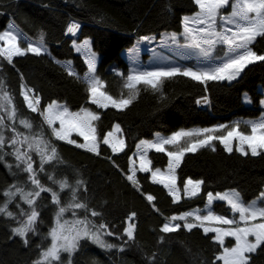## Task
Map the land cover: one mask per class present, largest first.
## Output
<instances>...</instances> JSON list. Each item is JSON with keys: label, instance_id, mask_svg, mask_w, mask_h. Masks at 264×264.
I'll return each mask as SVG.
<instances>
[{"label": "trees", "instance_id": "1", "mask_svg": "<svg viewBox=\"0 0 264 264\" xmlns=\"http://www.w3.org/2000/svg\"><path fill=\"white\" fill-rule=\"evenodd\" d=\"M195 11L193 0H0V31L13 19L30 36L39 38L42 35L50 49V53L43 52L40 56L29 53L15 57L13 64L0 59V81L14 97L17 116L30 119L35 133L42 132L43 136L50 137L57 147L61 162L45 165V173H40L41 181L57 186L47 179L48 173L61 176L59 179L66 177L72 184L82 180L84 187L78 193L79 198L89 209L100 213L92 220L107 224L108 230L114 233L108 236L109 242L116 245L112 249L101 248L91 240H81L69 264H213L219 253L218 245L212 239L214 233L206 235L200 228L188 231L181 225L178 231L166 234L160 230L166 218L203 207L208 192L235 188L248 201L264 189V155L242 156L235 150L228 153L219 142L215 151L206 147L187 153L177 169V185L181 190L182 181L189 177L204 181L196 197L182 194L178 202H173L162 184L152 182L150 173L137 172L138 186L127 180L129 157L137 142L153 137L156 131L170 133L180 127L260 115V101L264 98V62L249 65L232 82L209 81L207 89L184 76L164 80L160 91L141 85L138 99L120 111L91 104L86 84L68 75L66 67L54 58H71L76 72L83 77L87 65L83 56L75 51L72 41L90 36L94 49L100 53L97 73L105 82L106 91L119 98L122 93L127 95L123 84L129 62L124 51L141 35L159 34L163 30L180 31L183 16ZM72 21L80 25L75 35L66 31ZM252 48L264 55V37H258ZM22 82L40 96L41 109L57 99L65 101L72 109L89 106L96 110L100 116L96 128L101 140L115 123H119L125 150L113 153L101 143L100 154L96 155L55 140L42 117L24 104L20 95ZM245 91L250 95L249 104L243 97ZM202 96L208 98L205 105L197 103ZM8 138L9 133L6 145ZM4 151L11 152L12 149L6 146ZM149 157L153 168L167 164L165 153L150 150ZM16 163L11 155L0 161V205L6 199L4 190L13 184L24 185L27 180V174L16 168ZM7 165H12L11 169ZM38 166L39 162L34 167ZM146 194L153 195L155 200L150 203ZM213 207L218 212L230 213L225 202L214 201ZM37 208L40 216L36 231L28 233L27 245L12 232L17 219L0 214V264H33L41 248L49 242V227L56 209L50 193H41ZM9 210L19 214L16 200L9 205ZM133 212L136 215L132 223L136 227L134 239L129 240L124 229ZM232 243L233 240L226 241V245ZM65 257L63 254V262ZM216 264L222 262L216 261ZM251 264H264V250L252 255Z\"/></svg>", "mask_w": 264, "mask_h": 264}, {"label": "snow or ice", "instance_id": "2", "mask_svg": "<svg viewBox=\"0 0 264 264\" xmlns=\"http://www.w3.org/2000/svg\"><path fill=\"white\" fill-rule=\"evenodd\" d=\"M193 3L196 11L182 18L183 31L180 35L186 43L181 46L196 49L204 58L218 62L198 69L168 67L152 71L133 70L126 76L123 84V88L127 89V95L122 93L119 98H114L106 91L105 82L96 75V54L91 50L90 42L85 40L77 51L84 49L87 52L85 60L87 71L83 77H80L71 67V62H68L66 68L68 75L81 79L86 84V92L91 104L101 109L111 107L123 111L138 99L141 85L153 91H160L164 80L184 76L205 85L207 89L209 81L232 82L237 80L249 65L264 62V55L257 54L252 48L258 37H264V0H193ZM79 28L80 25L73 22L67 26L66 31L75 35ZM170 38L173 42H177L176 33H172ZM141 39L148 40L149 37L145 36ZM24 43L22 34L15 31L12 26H9L8 30L0 31V59L13 64L15 57H23L29 53L40 56L45 51L42 35L38 44L29 41L26 46H22ZM73 43L75 45V41ZM218 46L223 55L214 56ZM20 95L27 108L42 117L43 123L51 130L55 140L75 145L96 155L100 154L101 143L108 146L113 153L125 150L126 143L119 124L114 125L111 131L104 134L102 140L99 138L94 123L100 119L97 112L84 107L74 112L57 101H52L41 109L40 96L26 84H21ZM207 99L203 97L197 103L207 102ZM260 104L264 106V100H261ZM0 112L6 113V117L0 115V161H3L7 155L13 156L17 162L16 168L27 174V180L31 185L28 191L15 184L4 190L3 196L6 199L0 205V214L17 219V214L9 210V205L17 197L19 201L28 205V210H25L20 203H16L19 216L26 218L18 220L19 226L12 229L13 234L23 239L27 245L28 233L36 231L35 225L40 216L36 205L41 193H50L51 202L58 208L55 223L48 232L50 244L41 248L33 264H63L62 254L68 253L71 256L80 247V241L84 239L91 240L101 248L116 247L104 239V236L114 235L108 230V225L97 224L89 218L88 213L91 217H97L100 213L89 209L88 204L79 198L78 193L84 187L82 180H76L73 185L66 177L57 180L53 175L47 174V179L57 184L59 191L42 183L40 173H45V165L61 162L57 147L50 140H46L42 132L32 134L33 124L30 119L18 121L19 125L28 132H22L15 126L18 113L14 97L4 90L2 81H0ZM6 120L12 123L8 124ZM242 124L247 131L241 129ZM5 128L12 133L7 139V145L3 132ZM73 133L81 137L83 142L72 138ZM214 141H218L223 146V150L228 153L235 150L242 156L264 155V115L259 120L237 121L231 125L221 124L189 131L181 130L168 137L157 134L155 140H142L136 146L137 152L134 153L138 157L139 165L137 166L136 160L129 157L130 174L127 175V180L133 186H138L137 171L151 173L152 182L162 184L173 198V202H178L181 199V188L177 186V169L180 168L183 158L187 153H195L206 147H211L215 151ZM6 146L12 151L5 152ZM169 146L172 150H169ZM150 150L166 154V170L152 167V160L148 155ZM33 152L39 157L38 168L34 167ZM7 167L11 169L12 165ZM182 184L184 196L196 197L201 192L204 181L189 177L183 180ZM65 190L70 192V199L68 203L63 204L60 193ZM84 190L86 191V188ZM146 198L150 203L155 200L153 195H148ZM214 201L225 202L233 213V217L216 214L212 210ZM205 209L206 214H201L202 210H194L172 216L170 222L164 223L160 230L166 234L173 233L183 226L188 231L200 228L206 235L214 233L212 239L218 245L219 253L213 264H216V261L222 264H251L252 255L258 250H264V189L249 202L244 201L235 189L215 193V195L208 192ZM77 210H84L86 214L81 218L77 215ZM69 211L72 213V220L64 219V214ZM135 215L133 212L129 221ZM172 221H184V223L181 226ZM135 227V224L130 222L124 229L129 240L134 239ZM229 237L234 240L230 246L226 245V238Z\"/></svg>", "mask_w": 264, "mask_h": 264}, {"label": "rangeland", "instance_id": "3", "mask_svg": "<svg viewBox=\"0 0 264 264\" xmlns=\"http://www.w3.org/2000/svg\"><path fill=\"white\" fill-rule=\"evenodd\" d=\"M225 11H227V9ZM193 13L185 14L184 16H186V15H189L190 16ZM9 26H12L15 31H17V32H19V33L22 34V39H24V41H25V43L22 44V46H26V43L29 42V41L30 42H33V43H37V44L39 43V38L40 37L39 38H34V37L30 36L29 34H27L22 28H20L14 22L13 19H10L9 20V22L7 23V26L3 30H8L9 29ZM182 31H183V27H182V29L180 31H176V30H163L159 34H157V33H150V34H144V35H141V36L137 37L136 40H135V42H134V44L130 48L126 49V51H124V54L127 57L128 62H129V71H128V74L131 71H133V70H136V71H152V70H155L157 68H168V67H180V68L191 67L193 69H198V68H203V67H209V66H211V64L213 62H218V61H213V60H209V59L204 58L203 56H201L199 54L198 50H196V49H190V48L182 47L181 45H183V44L186 43V41L184 40L183 36L180 35L182 33ZM172 33H176L177 34V42H173L171 40L170 37H171V34ZM145 36L149 37V39L148 40L141 39L142 37H145ZM85 40H88L90 42L91 50L96 54V61H97V63H96V75H98V73H97V66H98V63L100 61V53L97 50L94 49V47L92 45L91 37L90 36H86V37H84L82 39L74 38L73 41H75V45H74L73 41H72V45H73L75 51L76 52H79L83 56V58L86 60V58H87V52L84 49H81L80 51H77V48L80 47V45H82V43ZM219 47L220 46H218L217 52L213 54L214 56H216L217 54L223 55V53L221 51H219ZM43 48L45 49L44 52L50 53L49 46L45 42V40H44V43H43ZM259 55H261V54H259ZM54 58L59 63H61L62 65H64L66 68L68 67V62H71V67L76 72V69H75L74 64H73V60L71 58H58V57H54ZM116 71L118 73L121 72L120 69H116ZM22 84H25V83L22 82ZM4 90H5V88H4ZM203 97H206V96H202L201 98H198V101L202 100ZM243 97H244L245 102L247 104H249L250 103V95H249V93L247 91L244 92ZM114 98H116V97H114ZM262 100H264V98ZM53 101H57L60 104L66 105L71 111H74V112L75 111H79L82 107L89 108L92 111L97 112L96 110L90 108L89 106H82V107H80L78 109H72V108L69 107V105L65 101L57 100V99L56 100H53ZM207 102H208V99H207ZM207 102H201L199 104L200 105H205V104H207ZM261 107H262V112H261L260 115H258L256 117L239 116V117H236V118H234L232 120H228V121H218V122L213 123V124H210V125H204V126H202V125H194V126H190V127H180L177 130H175L173 132H170V133H164L162 131H156V132H154L153 137H150V138H142V139H140L137 142V145L142 140H149V141L155 140L156 137H157V134H159V136H161V137H168V136H171L173 133H175L177 131H181V130L189 131V130H195V129H200V128L215 127V126H218V125H221V124L231 125V124H233V123H235L237 121L259 120L260 118H262V115H264V106L261 105ZM1 113H3L4 116L6 117V113H4V112H1ZM20 119H25V118H22V117H18L17 116V120H16V125L15 126L20 131H22V132H28V130L24 129L21 125H19L18 121ZM6 123L11 124L12 122L6 120ZM94 123H95V126H96V121ZM116 124H119V123H115L114 125H116ZM56 126L58 127V124ZM120 127H121V125H120ZM6 129L7 128L3 129V132H4L5 137L8 136V133H9V135L11 137L12 133L8 129L7 130L9 132H7ZM241 129L244 130V131H247V129L243 126V124L241 125ZM111 130L112 129H110L109 131H111ZM32 134H35L34 127L32 129ZM118 135H120V134H118ZM122 136L124 138L123 132H122ZM44 138L46 140H50L52 143H54L53 140L50 137L44 136ZM72 138L76 139L78 142H83L82 138L81 137H77L75 135V133H73V137ZM217 142L218 141H214L213 142L215 146H216ZM234 147H235V145H234ZM169 150H172L170 148V146H169ZM136 152H137V147L134 150V152L131 154L130 157H132L134 160H136V163H137V166H138L139 165L138 157L134 155V153H136ZM148 155H149V153H148ZM32 156H33V159L35 161V164L37 162H39V157L34 152L32 153ZM35 164H34V166H35ZM158 168H161L162 171L163 170H166L167 164L164 167H158ZM129 169H130V161H129ZM48 174L53 175L52 173H48ZM127 174H130L129 170H128V173ZM53 176L55 177V179L60 180L59 178L61 176H59V177H56V175H53ZM136 176H137V173H136ZM62 178H65V177H62ZM194 180H199V179H194ZM15 185H17L18 187H23L25 189V191H28L31 188L30 182H28V180H26V182H25L24 185L23 184H15ZM73 185H75V183H73ZM46 186H49V185H46ZM49 187H52L54 190L59 191L58 185L57 186H54V185L50 184ZM231 189H235V188H228V189H225V190H222V191H216V192H212V193L215 195V193H223V192H227V191H229ZM235 190H237V189H235ZM13 191H14V189H13ZM65 191L66 192H61L60 193L63 204L68 203V201L70 199V192L68 190H65ZM182 194H183V191L181 190L180 196H182ZM148 195H150V194H146V196H148ZM254 198H252V199H250L248 201L245 200L244 198L243 199H244V201L249 202V201L253 200ZM16 203H20V205H21V207L23 209L28 210V205L24 204L22 201H19V198L18 197L16 199ZM205 206H206V204L203 207H194V208L188 209L186 211H183L181 213L172 214V215H170V216H168L166 218V221L164 223L170 222V218L172 216H179V215H182L185 212H192L194 210H202L201 211V214H206ZM36 207H37V205H36ZM37 210H38V208H37ZM212 210L216 214L224 215V216H227L229 218H232L233 217V213H231V211L228 214L221 213V212L216 211L214 209L213 205H212ZM57 211H58V208L56 206L55 212H54L53 217L51 219V224H50L49 230H50V228L55 223V214H56ZM85 214L86 213L84 212V210H77V215L79 217L82 218ZM17 215H18L17 216V222H18V220H23V219L26 218V217L19 216L18 213H17ZM88 215H89V218L92 220V217L90 216V214H88ZM236 218L238 219V215L236 216ZM64 219H66V220H72L73 219L71 211L66 212L64 214ZM191 220H192V218L190 217L189 218V221L191 222ZM130 222L132 223V220L129 221V218H128L127 219V226H128V224ZM172 223H179V224L183 225L184 221H172ZM97 224H99V223H97ZM18 226H19V224L17 223L16 227H18ZM104 239L108 243H110L109 242V239H108V236H104ZM227 240H233V239L229 237V238H226V241ZM48 244H50V237H49V242L44 247H46ZM228 246H230V245H228ZM63 254H66L65 261L63 262V264H69L70 263L71 256H69L68 253H63ZM63 254H62V256H63Z\"/></svg>", "mask_w": 264, "mask_h": 264}, {"label": "bare ground", "instance_id": "4", "mask_svg": "<svg viewBox=\"0 0 264 264\" xmlns=\"http://www.w3.org/2000/svg\"><path fill=\"white\" fill-rule=\"evenodd\" d=\"M73 22H75V21H72V23H73ZM75 23H77V22H75Z\"/></svg>", "mask_w": 264, "mask_h": 264}, {"label": "built area", "instance_id": "5", "mask_svg": "<svg viewBox=\"0 0 264 264\" xmlns=\"http://www.w3.org/2000/svg\"><path fill=\"white\" fill-rule=\"evenodd\" d=\"M126 51V50H125Z\"/></svg>", "mask_w": 264, "mask_h": 264}, {"label": "water", "instance_id": "6", "mask_svg": "<svg viewBox=\"0 0 264 264\" xmlns=\"http://www.w3.org/2000/svg\"><path fill=\"white\" fill-rule=\"evenodd\" d=\"M69 34V33H68Z\"/></svg>", "mask_w": 264, "mask_h": 264}]
</instances>
